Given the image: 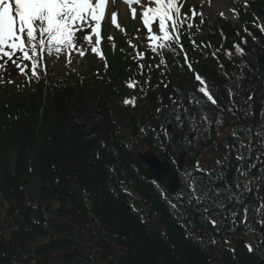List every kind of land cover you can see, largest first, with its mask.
Here are the masks:
<instances>
[{
    "label": "trees",
    "instance_id": "16d2710c",
    "mask_svg": "<svg viewBox=\"0 0 264 264\" xmlns=\"http://www.w3.org/2000/svg\"><path fill=\"white\" fill-rule=\"evenodd\" d=\"M250 7L247 24L255 17L264 22V0L251 1ZM218 23L226 35L224 42L217 28L207 38L204 34L194 37L197 45L204 42L211 47L193 48L190 38L184 41L196 72L207 81L218 106L197 91L200 86L186 66H177L185 65L182 56L177 59L168 54L166 68H157L160 61L149 60L141 74L125 40L115 53L108 52L102 88L52 81L47 91L39 84L0 97V198L8 206L2 221L0 204V241L5 228L14 224L18 229L10 245L12 254L0 249V264H264V242L257 244L264 241L259 235L264 229L255 224L258 217L249 213L252 223L248 227L254 231L247 234L241 228L229 231V221L223 219L232 209L239 217L244 205L254 208L264 200V179L243 194V204L232 202L228 211H217L215 218L221 223L214 229L206 222L202 206L188 204L184 176L180 193L173 197L126 160L139 151L150 150L161 159L167 152L169 161L183 155L185 171L195 172L197 160L220 148L221 163L215 170L195 172L204 185L224 191V185L235 184L237 168L250 165H255L251 175L264 177V156L256 158L257 148L251 153L245 150L244 161L236 160L240 140L247 144L249 139L241 129L264 130V36L249 25L258 38L254 42L244 34L242 24ZM237 31L248 40L247 45L240 44L243 57L232 47L241 41ZM216 49L220 50L218 60L212 57ZM225 51H231V57ZM129 79L139 82L133 92L126 86ZM229 88L235 91L234 97ZM250 94L254 96L249 104ZM130 95L136 98L135 108L119 100ZM169 96L182 100L194 115L202 112L212 121L206 138L194 142L191 151L187 139L193 133L188 123L181 131L174 119L156 113L158 107L170 105ZM191 97L201 101L199 108L189 104ZM161 125L172 126L174 131L169 133L171 143L166 149L160 146ZM141 128L147 133L142 134ZM233 130L240 140L231 135ZM252 142L257 143L254 137ZM49 201L58 202L59 208L55 210ZM172 203L180 207L173 209ZM48 228L62 238L32 250L31 243L47 236ZM186 234L192 239H185ZM251 235L257 248L253 254L244 247ZM226 237L231 243L223 242ZM212 239L217 243L212 244ZM229 247L235 248L234 255ZM71 249L75 252L67 254ZM116 250L126 253L117 258Z\"/></svg>",
    "mask_w": 264,
    "mask_h": 264
},
{
    "label": "snow or ice",
    "instance_id": "6c2138e0",
    "mask_svg": "<svg viewBox=\"0 0 264 264\" xmlns=\"http://www.w3.org/2000/svg\"><path fill=\"white\" fill-rule=\"evenodd\" d=\"M123 2L130 7L131 18L133 20L137 17V10L131 6L137 4L142 9L140 20L144 29L147 30L148 41L145 52H140L135 45H131V42H129L130 46L136 51L134 59L137 61L140 73L143 74L144 70V65L141 61L146 58L148 52H151L152 58L156 56L160 57V62L156 65L157 68L161 65L166 68L167 60L164 57V53L165 51L174 52L173 45H175L183 53L188 70L194 73L196 81L200 84L197 91L202 94L205 100L214 106H218V102L211 93L207 81L199 73L195 72L192 62L181 43L182 35L193 27V20L199 16L200 25H202L205 21L206 13L204 11L198 12L195 8L189 9L190 15L184 13L182 11L183 3L181 0H148L147 4L142 3L141 0H123ZM207 3L211 7L212 0H207ZM108 4L109 0H0V70L6 72L7 65L11 63V65L17 68L19 75L26 77L27 83L30 84L32 79L39 81L41 79L38 72L39 68L43 67L44 74L47 76V66L43 63L46 57L58 60L61 55H64L67 58V63L70 64L72 54L75 53L81 58H84L88 54L82 44L78 43L81 37L83 44L90 47L92 54L97 55L100 59H106L96 45L102 43V22L107 18ZM243 7L245 10L250 8L248 0H244ZM229 10L233 18H238L239 13L235 8ZM111 16L113 26L118 27L116 20L117 13H112ZM220 16L221 18H225L224 12H221ZM154 26L158 28V32L154 31ZM252 27L258 29L261 35L264 36V22L261 21L260 17L254 18ZM136 31L139 32L140 30L137 29ZM244 32L246 36L252 37L254 42L258 40L255 34L249 31L247 27L244 28ZM236 35H240V33L237 32ZM94 37L95 40H93ZM189 38L193 48L211 47L210 43L197 45L192 35ZM109 39L112 40L113 37L109 36ZM222 39L226 40V37L222 36ZM241 43L247 45V38H241L240 43L234 44L232 47L236 50L237 55L243 57L245 51L241 48ZM219 51V49H216L212 52L214 59H219ZM224 54L229 57L232 55L231 51H225ZM29 65L30 76L28 75ZM185 65L177 66L182 68ZM105 67H107V64ZM220 67H223V65H220ZM225 75L227 74L225 73ZM5 82L8 84L15 83L12 79L5 81L4 75L0 74V83ZM138 83V81H130L127 87L135 89ZM145 83H149V81ZM167 87L168 85L165 84V88ZM141 90L143 91V88ZM228 92L230 97H234L236 94L232 88H229ZM253 96L254 94L248 95L246 102L250 104ZM168 99L171 102L170 105L158 107L156 113L157 115L165 116V118L171 117L174 119L181 131L184 128L185 122L188 123L189 130L193 133L187 139V147L191 151L194 142H198L201 136L206 138L207 133L211 130L210 125L212 121L208 115H204L202 112H197L194 115L191 109L184 106L182 100H178L174 96H169ZM160 102L161 104L163 103L162 100ZM188 102L197 108L201 105V101L196 97H191ZM123 104L125 107L131 106L135 108L136 98H125ZM229 111L232 110L229 109ZM247 114L248 109L246 108L245 115ZM252 114L254 115V113ZM218 122L223 123L219 119ZM161 130L164 133V139L160 140V146L162 149H166L167 144L171 143L169 131L163 125H161ZM147 131L146 128L140 129L142 134H146ZM152 131L154 132L155 129ZM241 131L249 137L247 144L243 140H240L239 134L235 130L231 133L235 139L240 140L241 151L236 156V160L244 161V151L246 150L251 153L254 147L257 148V159L264 156V130L252 132L251 128H243ZM253 137L257 141L255 145L252 142ZM157 139L159 140L160 138L157 137ZM182 139V137H177L178 141ZM220 163L221 161L217 160V164L219 165ZM194 167L195 172H203L199 161H197ZM252 167H255V165H250L249 168H237L238 177L235 184L224 185V191H221L219 187L213 188L204 185L195 175V172L185 171L184 177L188 181L186 185L188 189L186 194L188 204L202 206L206 222L214 229L219 227L221 221L215 218L216 212L228 211V204L232 202L243 204V194L252 191L254 182L264 179V177L251 175L250 168ZM111 171L114 172L115 168L111 169ZM205 175L211 176L213 173H205ZM155 182L163 183V175L158 176ZM180 199L183 201L185 194L182 193ZM131 207L133 211H137L134 204ZM171 207L176 209L180 205L172 203ZM242 212V216L238 217L237 211L232 209L230 215L223 217L224 220L229 221V231L234 232L237 228H241L246 234L253 232L254 229L248 227L252 223L249 219V213L258 217L255 220V224L264 229V200L254 208L244 205ZM141 222H144L143 219ZM183 226L187 228V223ZM259 235L264 236V232H261ZM185 239H192V237L186 234ZM200 242L203 243V240ZM223 242L229 244L231 240L226 237ZM262 242L264 241L258 240L257 244ZM211 243L216 244L217 241L212 239ZM244 247L249 254L257 251L256 246L252 243L246 242L244 243ZM230 251L233 255L235 254V248L230 249Z\"/></svg>",
    "mask_w": 264,
    "mask_h": 264
},
{
    "label": "rangeland",
    "instance_id": "374dc122",
    "mask_svg": "<svg viewBox=\"0 0 264 264\" xmlns=\"http://www.w3.org/2000/svg\"><path fill=\"white\" fill-rule=\"evenodd\" d=\"M193 1L203 3L204 6L202 11H204L205 4L204 2H202L204 0ZM119 14L121 18V25L119 26L120 29H124L128 24L132 25V21L136 22V20H133L131 18L130 11L124 10V7L119 8ZM211 20L213 19L211 18ZM214 21L215 20H213V22ZM81 44L88 53L84 58H81L79 55L74 53L71 56V63L68 64L67 58L64 55H61L58 60H56L55 58L46 57L43 63L46 64L47 71L50 72L52 75L59 76L62 79L71 82L75 86L88 85L89 87H92V85L95 84H102V79L106 75V70L103 69L102 59L98 58L97 55L92 54L91 49L90 47H88V45L83 44V42ZM38 72L42 79V77H44L45 75L43 67L39 68ZM30 75L31 72L29 73V76ZM39 81H37L36 79H32L31 83L29 84L27 83L25 76H20L19 80L16 81L14 84H10L7 87L6 91L0 89V96L5 93H15L19 91H24L27 88H30L33 85L37 84ZM199 165L200 168L203 169V163L200 162ZM248 243H252V239H250Z\"/></svg>",
    "mask_w": 264,
    "mask_h": 264
},
{
    "label": "water",
    "instance_id": "95a60500",
    "mask_svg": "<svg viewBox=\"0 0 264 264\" xmlns=\"http://www.w3.org/2000/svg\"><path fill=\"white\" fill-rule=\"evenodd\" d=\"M141 162L147 166V171L142 168ZM131 164L136 166L141 171L142 176L149 180H156L158 176L163 175L164 182L161 184L167 186L171 193H176L179 189V180L174 168L167 162L162 163L154 154L141 155L137 161H132Z\"/></svg>",
    "mask_w": 264,
    "mask_h": 264
},
{
    "label": "bare ground",
    "instance_id": "6f19581e",
    "mask_svg": "<svg viewBox=\"0 0 264 264\" xmlns=\"http://www.w3.org/2000/svg\"><path fill=\"white\" fill-rule=\"evenodd\" d=\"M206 1V0H205ZM230 0H212V3H211V7H205V11L210 14L211 16L213 15V13L217 12L218 10L219 11H222L227 14L230 10Z\"/></svg>",
    "mask_w": 264,
    "mask_h": 264
}]
</instances>
